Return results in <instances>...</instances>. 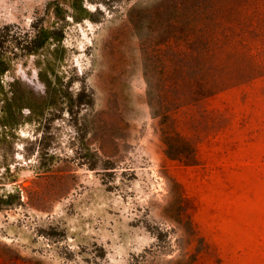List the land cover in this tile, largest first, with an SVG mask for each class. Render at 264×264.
<instances>
[{"label":"rangeland","instance_id":"obj_1","mask_svg":"<svg viewBox=\"0 0 264 264\" xmlns=\"http://www.w3.org/2000/svg\"><path fill=\"white\" fill-rule=\"evenodd\" d=\"M60 1L0 0L12 31L62 28L5 75L57 93L0 140V264H264V0Z\"/></svg>","mask_w":264,"mask_h":264},{"label":"trees","instance_id":"obj_2","mask_svg":"<svg viewBox=\"0 0 264 264\" xmlns=\"http://www.w3.org/2000/svg\"><path fill=\"white\" fill-rule=\"evenodd\" d=\"M83 0H67L73 13H79L80 17L87 16V9L82 6ZM60 0H55L54 10L58 15L60 12ZM30 30L12 31L9 24L0 23V140L6 139V131L13 129L19 124V119L23 116L22 111L28 110L30 116L38 117L43 114L45 105L49 104L56 95V90L50 86L47 78L41 76V81L47 89V94L44 97H37L33 94L30 88L19 89L17 87L18 79H5V75L13 70L15 61L20 55H37L53 41L55 50L60 45V35L62 28L51 27L50 25H38L34 22ZM40 74V71H38ZM168 78V76L166 77ZM221 87L217 83L216 76L198 75L193 81L192 86H186L181 91L174 94L161 93L159 106L162 108L163 116H168L169 112L178 106L193 102L201 97L211 95L218 91ZM8 129V130H7ZM165 143V152L171 158L185 157V152L188 150L186 142L171 127L165 130L163 136ZM9 167V164L4 163ZM19 196V195H18ZM6 202L0 196V206ZM175 264H181V261H176ZM184 264H193L186 262Z\"/></svg>","mask_w":264,"mask_h":264}]
</instances>
